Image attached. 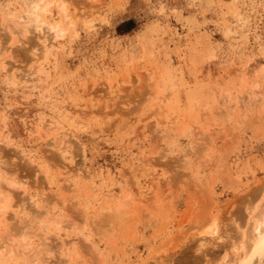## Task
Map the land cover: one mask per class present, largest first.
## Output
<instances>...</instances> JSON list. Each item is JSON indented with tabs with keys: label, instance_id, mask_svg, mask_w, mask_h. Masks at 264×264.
<instances>
[{
	"label": "rangeland",
	"instance_id": "374dc122",
	"mask_svg": "<svg viewBox=\"0 0 264 264\" xmlns=\"http://www.w3.org/2000/svg\"><path fill=\"white\" fill-rule=\"evenodd\" d=\"M65 4L23 32L20 0L0 12V200L21 184L0 264L235 256L264 202V0ZM13 226L34 233L25 247Z\"/></svg>",
	"mask_w": 264,
	"mask_h": 264
},
{
	"label": "bare ground",
	"instance_id": "6f19581e",
	"mask_svg": "<svg viewBox=\"0 0 264 264\" xmlns=\"http://www.w3.org/2000/svg\"><path fill=\"white\" fill-rule=\"evenodd\" d=\"M21 2H22V5H23V15H21V18H23V20H25V23L27 24H25L23 27L20 25L21 23L19 22V21H17V20H14V21H11L12 23H13V26L14 27H16V26H19L20 28H21V32H23V30L24 29H29V28H31V30L34 28H36V29H38V28H41L42 27V25L44 24H42V22H40L41 21V13L42 12H45L46 10H47V7L50 5V4H52L54 1H56L57 2V4H59V6H60V8L62 9V11H63V13H64V15H65V18L66 17H68L69 15L67 14V7H66V4H65V1L66 0H20ZM21 4V3H20ZM21 5V6H22ZM0 12L1 13H3L4 15H11L12 14V10H11V8H10V0H0ZM2 14V15H3ZM8 19V18H7ZM11 23V24H12ZM48 25H46V27H47ZM56 26V25H55ZM49 29L50 30H54L53 32H55L56 31V27H54V26H49ZM233 29V28H232ZM229 30H231V29H229ZM232 31V30H231ZM56 33H59V32H57L56 31ZM60 35V34H59ZM45 48H47V47H45ZM45 50V49H44ZM63 150V148L61 147V151ZM0 162H1V157H0ZM2 163V162H1ZM1 165V164H0ZM2 166V165H1ZM3 167H0V174L2 173V169ZM7 182H8V180H7ZM10 182V187L11 188H9V186H8V188L10 189V191H11V195L10 194H7V196H5V197H3V199L1 198V200H0V209L1 210H3V211H1V215L0 216H2V218H1V221H3L4 222V220L6 219V218H8L9 219V217H11V216H13V215H9V211L10 210H12V207H13V205L12 204H10L9 203V200L11 199L10 197H12V196H14L15 195V193H14V190H16L17 188H19V187H21L20 185L21 184H19L17 181H13L12 179L9 181ZM21 189V188H20ZM6 191V190H5ZM9 191V192H10ZM3 190H2V193H1V195L3 194ZM16 192V191H15ZM8 193V192H7ZM36 200V199H35ZM34 200V201H35ZM38 200H39V198H38ZM41 200V199H40ZM39 200V201H40ZM37 201V200H36ZM264 201V200H263ZM106 202V201H105ZM114 202H116V207L118 208V207H122L123 205H124V203L122 202V201H120L119 200V198L116 200V201H114ZM37 203V202H36ZM35 203V205H37ZM108 203V202H107ZM110 203V202H109ZM113 202H111L110 203V205L112 204ZM107 206L108 208L110 207V208H112L113 206L111 205V206ZM104 206V205H103ZM107 207H105V208H107ZM103 209H104V207H102ZM259 208H260V206H259ZM37 210H39V209H37ZM102 210V209H101ZM106 210V209H105ZM45 211H48L47 209L46 210H44V211H42V210H39V212H38V216H40L41 217V215L45 212ZM36 212V211H35ZM102 212H103V210H102ZM256 212V214H252V213H248L250 216V221L248 222V227H247V231L246 232H244V231H242V228L239 226L238 228H240V230L242 231V233L241 232H239V233H241L240 235H239V238H241V240L238 238V241L237 242H232L233 244H231L232 245V253H233V249H234V252L236 251V255L235 256H232L233 254H230L231 256H229V255H227V259L224 261V262H221V263H218V264H259V262H261V261H263V259H264V202H263V204L261 205V208H260V210H258V211H255ZM254 212V213H255ZM16 214V213H15ZM32 214V213H31ZM35 214V213H34ZM29 218V217H28ZM35 218H37V220L33 223V224H31L32 225V228L33 227H35V225H38V226H40V228L43 230V229H45L46 228V226L48 225V223L50 222H48L47 223V221H45V220H40V218L39 217H37V215L35 216ZM39 219V220H38ZM0 221V222H1ZM11 221V220H10ZM3 222H1L2 223V225H3ZM11 223V222H10ZM37 223V224H36ZM50 223H52V222H50ZM63 222L62 221H59V222H56L55 223V227L54 228H56L57 230H61L62 228H63V224H62ZM35 224V225H34ZM29 225V224H28ZM30 225V226H31ZM5 226V225H4ZM22 227V226H21ZM20 226H19V228H18V226H16V227H14L13 226V228H15L13 231H14V233H13V235H14V237L13 238H9L8 240H6L7 242H9V241H12V243H13V240H14V243H16V246L18 247L19 245H22V247L24 246L25 247V245H24V243H26L29 239H31L32 238V236H33V234L32 233H28L29 232V230H30V228L28 229V231H27V227L28 226H26V228L23 226V228H21ZM213 227V224H209L206 228H204V230H203V228H202V232H200L201 233V236L203 237L202 239V243L200 244L201 246H204L205 245V243H206V234H209V233H211V231H212V228ZM13 228H11V229H13ZM39 229V228H38ZM40 229V230H41ZM26 230V231H25ZM41 230V231H42ZM34 231V230H33ZM37 231H39V230H37ZM46 231H47V229H46ZM15 233H16V236H15ZM37 234V233H36ZM35 234V235H36ZM11 237V236H10ZM41 237V236H40ZM210 238V237H209ZM6 239V238H5ZM13 239V240H12ZM205 240V241H204ZM201 241V240H200ZM44 242V241H43ZM47 242V241H46ZM45 242V243H46ZM208 242V241H207ZM3 243V242H2ZM1 243V244H2ZM6 243V242H5ZM12 243H10V247H11V244ZM0 244V245H1ZM4 244V243H3ZM208 244V243H207ZM13 245V244H12ZM47 244H45V246H46ZM15 246V244L13 245V247ZM42 246H44L43 244H41V247ZM3 247H5L4 245H2V246H0V250H1V248H3ZM51 247V246H50ZM200 247V246H199ZM231 247V246H230ZM229 247V248H230ZM8 248V247H7ZM47 248H49V247H47ZM69 248V247H68ZM202 248V247H201ZM201 248H199L198 250H200ZM15 249H16V247H15ZM15 249H13V248H9L8 250H9V252H8V250H7V252L10 254L9 256H11V257H13L14 255H15ZM17 250V249H16ZM25 250H27L26 248L24 249V250H19V251H21V253L24 251L25 252ZM23 252V253H24ZM47 252V251H46ZM20 253V252H19ZM20 253V254H21ZM17 255V254H16ZM6 256H7V254H6ZM9 256H8V258H9ZM10 257V258H11ZM15 257V256H14ZM226 257V256H225ZM9 258V259H10ZM41 258V257H40ZM40 258L38 257L37 258V260H40ZM12 259V258H11ZM13 259H15V258H13ZM28 262H30V261H28ZM24 263V262H23ZM30 263H32V261L30 262ZM34 263H36V260H35V262ZM199 263V262H198ZM26 264H28L27 262H26ZM33 264V263H32Z\"/></svg>",
	"mask_w": 264,
	"mask_h": 264
}]
</instances>
